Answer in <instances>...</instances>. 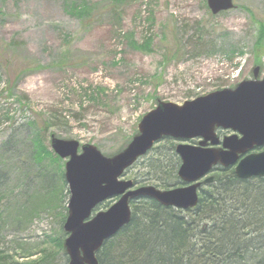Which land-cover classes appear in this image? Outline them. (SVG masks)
<instances>
[{"label":"rangeland","instance_id":"374dc122","mask_svg":"<svg viewBox=\"0 0 264 264\" xmlns=\"http://www.w3.org/2000/svg\"><path fill=\"white\" fill-rule=\"evenodd\" d=\"M69 1L78 0H0V46L20 47L7 50V63L40 67L15 83L19 65L8 70L0 58V156L5 142L11 151L2 160L8 188L0 215L7 211L9 219L0 221V248L25 264L69 263L63 216L51 208L54 185L46 183L54 164L45 163L43 178L38 168L20 170L33 165L31 138L39 134L49 151L56 135L112 155L157 100L183 105L233 88L253 78L255 66L264 77V0H235L234 10L215 16L206 0H122L113 14L108 0H86L96 7L91 25L66 14ZM34 120L42 130L52 126L27 128ZM140 171L135 167L124 179L135 181ZM18 243L31 258L21 257Z\"/></svg>","mask_w":264,"mask_h":264},{"label":"water","instance_id":"95a60500","mask_svg":"<svg viewBox=\"0 0 264 264\" xmlns=\"http://www.w3.org/2000/svg\"><path fill=\"white\" fill-rule=\"evenodd\" d=\"M206 2L214 16L235 9L234 0ZM261 75L262 68L255 66L250 80L183 105L157 100L154 110L140 120L133 138L111 156L92 144L80 147L75 140L51 135L52 151L66 161L70 200L63 226L67 234L63 249L70 264H99L97 255L105 243L131 222L132 201L150 199L167 209L191 211L199 204L202 184L214 181V176H207L216 168H234L235 175L243 181L264 179V151L255 152L264 149ZM221 130L233 133L221 138ZM166 138L199 140L198 146L178 144L176 148L181 158L178 178L184 186L169 191L154 186L135 189L133 181L122 179L128 169ZM114 198L118 201L111 208L93 215L99 206Z\"/></svg>","mask_w":264,"mask_h":264},{"label":"trees","instance_id":"16d2710c","mask_svg":"<svg viewBox=\"0 0 264 264\" xmlns=\"http://www.w3.org/2000/svg\"><path fill=\"white\" fill-rule=\"evenodd\" d=\"M111 1L108 0V6L111 7L107 10L109 14H113V10H117L122 3V0ZM64 8L67 15L81 23L93 24L96 7L88 1H69ZM178 32L177 28V37ZM6 49L15 52L20 47L9 42ZM7 50L0 46V58L5 60L4 66L8 70L11 65H19L15 83L24 75L30 76L36 69H40L39 66L34 68V63H7ZM27 126L36 131L42 130L36 120ZM50 126L52 125L45 123L44 132H48ZM30 141V158L34 166H26L20 170L23 172L24 169V172L29 173L33 168H38L35 174L41 177L40 171L48 168L45 163L54 164L55 176L48 170L46 173L50 178L44 173L43 176L47 178L48 186L54 185L49 193L53 195L51 208L61 210L63 227L68 217L70 194L62 162L45 147L39 134ZM8 145L5 142L0 156V203L6 196L4 190L8 188L7 172L2 164L4 155L11 154L10 149H7ZM180 164L181 159L176 155L174 142L166 139L135 165L140 166L142 171L135 175L134 182L139 186L150 183L162 190L179 188L182 186V181L178 178ZM213 176L214 181L202 187L199 204L191 211L167 209L150 199L134 202L131 222L115 238L105 243L97 255L99 264H264V179L243 181L235 175L234 169L223 168H217ZM43 181L45 183V179ZM5 219H9L7 211L4 216L0 215V221ZM20 220L17 217L14 221L16 225L21 224ZM24 227L23 225L19 229L23 230ZM25 246L27 245L17 244L18 248L22 247V252L25 251L21 257L29 259L31 253ZM18 258L0 248V264H25L19 262ZM41 261H31L30 264H40Z\"/></svg>","mask_w":264,"mask_h":264}]
</instances>
